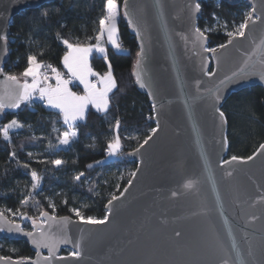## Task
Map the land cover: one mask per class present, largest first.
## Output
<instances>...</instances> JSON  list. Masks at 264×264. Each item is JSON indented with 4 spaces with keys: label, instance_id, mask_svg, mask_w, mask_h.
Masks as SVG:
<instances>
[{
    "label": "water",
    "instance_id": "95a60500",
    "mask_svg": "<svg viewBox=\"0 0 264 264\" xmlns=\"http://www.w3.org/2000/svg\"><path fill=\"white\" fill-rule=\"evenodd\" d=\"M54 1L0 0V36L6 37L0 39V95L17 91L2 70L12 18ZM203 1H123L121 14L140 53L132 76L148 98L156 132L127 153L135 175L106 203L104 224L45 211L25 230L3 215L23 231L5 224L0 240L23 241L33 256L3 257L0 264H264V149L251 160L227 158V123L220 116L231 94L264 90V0H219L246 3L252 19L244 36L216 52L205 51L208 38L197 28L196 5ZM24 103L5 108L0 121ZM34 239L56 242L49 260V248L38 249ZM77 242L80 255L73 257Z\"/></svg>",
    "mask_w": 264,
    "mask_h": 264
},
{
    "label": "trees",
    "instance_id": "16d2710c",
    "mask_svg": "<svg viewBox=\"0 0 264 264\" xmlns=\"http://www.w3.org/2000/svg\"><path fill=\"white\" fill-rule=\"evenodd\" d=\"M123 1L116 0L119 50L107 47L105 56L93 53L90 58V66L98 74L108 72L111 65L116 86L105 112L90 108L84 120L72 126L76 139L67 145L60 144V138L69 130L68 125L58 112L46 109L36 100L25 102L16 113H6L0 121V132L13 119L23 125L12 133L10 141L0 135V212L2 208H10L26 215L27 219H21L25 220L22 224L25 230H30L31 223L45 211L77 219L72 209H78L85 217L104 219L106 203L122 192L136 168L127 153L143 143L155 128L148 98L138 91L132 76L138 47L121 14ZM105 4L106 0H56L14 16L9 25L8 60L3 72L22 80L20 74L30 55L61 71L62 57L67 51L63 41L81 46L96 44L99 20L106 14ZM199 6L197 28L207 36L210 49L226 43L230 38L227 33L233 32L214 28L215 16L231 29L234 24L244 22L245 10L250 13L244 2L205 0ZM220 111L227 123V158H248L264 143V90L255 86L233 93ZM116 137L119 151L108 159V144ZM53 160H61L62 164L56 166L51 163ZM33 172L39 177L35 189ZM81 173L79 180L74 179ZM26 194L28 202L22 205ZM43 196L54 200L53 210L42 200ZM2 213L10 219L7 213ZM4 241L13 247V252L0 248V256L14 259L33 256L25 242Z\"/></svg>",
    "mask_w": 264,
    "mask_h": 264
},
{
    "label": "snow or ice",
    "instance_id": "6c2138e0",
    "mask_svg": "<svg viewBox=\"0 0 264 264\" xmlns=\"http://www.w3.org/2000/svg\"><path fill=\"white\" fill-rule=\"evenodd\" d=\"M199 4L196 5V9H199ZM117 3L116 0H106L105 4V15L99 20V31L95 36L97 44L95 45V50L97 52L103 53L105 49L101 46L100 42L104 40L105 34L107 35V42L112 44L114 48H119V43L116 38V15H117ZM44 15H47L45 12ZM252 19L251 13L247 14L244 22H242L239 27L234 32H228L227 35L232 38L234 36H244L245 29L248 26V22ZM258 19V18H257ZM199 31V30H197ZM202 35V33H201ZM0 39H6L4 36H0ZM231 42V40L229 41ZM67 51L62 57V63L65 69H67L68 79H65L61 76V73L57 71L52 65L43 66L40 62L37 61L35 56H28L27 58V67L20 74L24 78V82L21 84L18 78L15 75H7L6 80L13 82L17 86V91L13 95H0V112H3L5 108H18L21 103L30 101L35 93H39V99L45 101V106L51 109L58 110L60 116L62 117L64 123L68 125V131H64L61 134L60 144L67 145L72 137L76 135L75 131H72V126L74 122L78 119H83L85 108L91 104L98 111H103L107 108L108 104V93L113 87H115V82L112 79L111 65H109V71L106 72L103 76L92 71L91 67L88 64V57L93 51L92 46H81L80 44H73L67 40H64ZM221 48L226 47V45H220ZM205 51L216 52L217 49H205ZM139 56L140 53H137ZM42 67L51 69L53 73L52 77H49L47 71H41ZM243 71V70H242ZM90 76H97L98 80L93 82L89 79ZM31 77V83H28V78ZM55 79V85L48 83L50 79ZM72 79L78 80L84 88V94L78 95L75 92H72L68 85L72 82ZM264 79V77H262ZM138 82L139 78H138ZM141 87L144 85L141 83ZM155 111V106L153 107ZM223 113H220L221 118H223ZM21 125L16 119H13L5 126L3 132H0L4 140H8V129L9 128H20ZM119 126V121H117V127ZM152 132H156V129L153 128ZM151 139V136L144 141L145 144L148 143V140ZM120 147L119 137H116L114 140L108 144V154L116 155ZM260 149H264V144L260 145ZM233 160H236L237 157H232ZM248 160L253 159V157H248ZM52 164L59 166L62 164L61 160H53ZM27 167V165H25ZM83 175L76 176L74 179L79 180ZM135 175V173H133ZM39 177L35 172L32 173V188L35 189L38 185ZM131 183V181L129 182ZM186 188L192 187L191 183L185 185ZM118 199L117 196H112V199L109 200V204L112 201ZM27 199L22 200V205L27 204ZM75 216H77L81 223L88 225H100L104 224L108 215L106 214L104 219H95L92 217H85L78 209H72ZM47 215L46 213H41V216ZM22 219H27L28 217L24 214H21ZM55 219V217H52ZM61 220H67L66 217L61 218ZM35 224V221H33ZM5 224L9 225L8 230L12 231H23L20 224H13L10 221H7L3 213L0 212V231H3V226ZM28 236H33V233H25ZM43 237V233H41ZM68 242V241H65ZM33 243L36 244L37 248L46 246L49 248L50 256L45 257V260L51 258V254L55 248L56 242L47 241V240H33ZM79 242L76 243L77 251L71 253L73 257H78L79 252ZM251 254V253H250ZM39 256V252H37ZM6 259L0 257V260ZM222 264H230L228 259H224Z\"/></svg>",
    "mask_w": 264,
    "mask_h": 264
},
{
    "label": "crops",
    "instance_id": "0c3cea01",
    "mask_svg": "<svg viewBox=\"0 0 264 264\" xmlns=\"http://www.w3.org/2000/svg\"><path fill=\"white\" fill-rule=\"evenodd\" d=\"M117 6H118V4H117ZM118 18H119V6H118V8H117V15H116V38H117V40H118V29H117ZM96 44H97V43H96ZM96 44H94V45H86V46H92V47H93V51L91 52V54H90L89 57H88V64H89V66H90V58H91V55H92L93 53L97 54L98 56H105V55H106V51H107V47H111V48H113V49H115V50H119V48H114V47L112 46V44H110V43L107 42V35H106V34H105L104 40L100 42L101 46L105 49V51H104L103 53L97 52V51L95 50V45H96ZM61 65H62V69H61V71H58V72L61 73V76H62L63 78L68 79L69 77H68V74H67V69L64 68L62 61H61ZM90 67H91V66H90ZM91 69H92V68H91ZM92 71L95 72L93 69H92ZM95 73H97V72H95ZM97 74H98V73H97ZM99 75H100V76H103L104 74H99ZM89 79L92 80L93 82H96V81L98 80V77H97V76H90ZM112 79L114 80L113 76H112ZM22 80H24V78H22ZM72 80L74 81L75 87L72 86V84L70 83V84L68 85L69 89H70L72 92L77 93L78 95H83V94H84V88H83V85H81V84L79 83L78 80H75V79H72ZM114 82H115V80H114ZM28 83H31V77L28 78ZM52 85H55V82L52 83ZM115 86H116V84H115ZM114 89H115V87H113V88L111 89V91H109V93H108V104H107V108H106L105 110H103V111H98L95 107H93L91 104H89V105L85 108L83 119L85 118L86 113H87V111H88L90 108H92L93 110H95V111H97V112H99V113H103V112H105V111L108 109V107H109V99H110V95H111V93L114 91ZM32 100H36V101H38V102H41V103L44 104V106H45V101L39 99V93H38V92L34 94ZM45 108H46V109H49V110H52V111H56V112H58V110H56V109H51V108H48V107H46V106H45ZM58 113H59V112H58ZM61 118H62V117H61ZM62 120H63V119H62ZM80 121H82V119H78V120H76V121L74 122V124L77 123V122H80ZM74 124H73V125H74Z\"/></svg>",
    "mask_w": 264,
    "mask_h": 264
},
{
    "label": "rangeland",
    "instance_id": "374dc122",
    "mask_svg": "<svg viewBox=\"0 0 264 264\" xmlns=\"http://www.w3.org/2000/svg\"><path fill=\"white\" fill-rule=\"evenodd\" d=\"M215 3H217V2H215ZM246 15H247V11L245 10V11H244V16L246 17ZM240 24H241V23L234 24L233 27H232L231 29H229L228 26H227V24H226L225 22H223L221 19H219L218 17L215 16V17H214V24H213V27H214V28L218 27V28L222 29L223 31L232 30V31L234 32V31L239 27ZM205 31H206V32L209 31V28H206ZM32 99H33V98H32ZM43 105H44V104H43ZM83 120H84V119H82V121H83ZM8 124H9V123H8ZM8 124H6V125H8ZM6 125H5V126H6ZM5 126L3 127L2 132H3L4 128H5ZM16 129H18V128L13 127V128H9V129H8V136H9V139H8V140H5V141H10V139H11V135H12L13 132L16 131ZM66 131H68V130H66ZM2 138H3V137H2ZM75 139H76V135L70 139L69 143H71V142L74 141ZM69 143H68V144H69ZM118 151H119V150H118ZM116 154H117V153H116ZM115 156H116V155H109V154L107 153V158H108V159H111V158L113 159ZM25 199H27V201H28V195H27V194L22 198V200H25ZM42 200L47 204V206H48L50 209L53 210V208H54V200H53L51 197H49V196H43V199H42ZM1 211L7 213L8 216H9V218H10V220H12L13 222H19V223H21V224L25 223V220L21 221V219H22V218H21V214H20L18 211H14V210H12V209H10V208H2ZM72 213H73V215L75 216V214H74L73 211H72ZM75 217H76L77 219H79L77 216H75ZM37 219H39V216L36 218V220H37ZM0 248H4V249L8 250L10 253L13 252V247H12L11 245L7 244L4 240H0ZM68 252H69V251H68ZM70 253H71V252H69L68 254H70ZM61 254H63V252H61ZM63 255H67V254H63Z\"/></svg>",
    "mask_w": 264,
    "mask_h": 264
},
{
    "label": "built area",
    "instance_id": "2783aa9c",
    "mask_svg": "<svg viewBox=\"0 0 264 264\" xmlns=\"http://www.w3.org/2000/svg\"><path fill=\"white\" fill-rule=\"evenodd\" d=\"M42 65L43 66H47V65H51V64L50 63H47V64H42ZM41 71H47V74L49 75V77H52L53 76V73L51 72V69H48L46 67H42ZM54 82H55V79L54 78L53 79H50L48 81V83H50V84H52ZM71 84H72V86L75 87V84H74V81L73 80H72Z\"/></svg>",
    "mask_w": 264,
    "mask_h": 264
}]
</instances>
